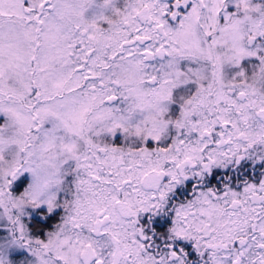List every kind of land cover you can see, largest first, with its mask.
<instances>
[{
    "label": "snow or ice",
    "instance_id": "obj_1",
    "mask_svg": "<svg viewBox=\"0 0 264 264\" xmlns=\"http://www.w3.org/2000/svg\"><path fill=\"white\" fill-rule=\"evenodd\" d=\"M108 6L110 0H105V7ZM55 7L52 0H0V115L5 117V123L0 126V145L10 135L11 122L24 126L26 119L29 123L24 134L30 140L19 152L26 153L32 147L31 141L37 139L44 141L41 144L44 151L59 147L66 165L75 169L79 183L109 193L111 203L122 209V216L118 226L106 208L98 207L95 219L88 223L77 201L69 205L71 212L65 208L62 224L48 234L46 241L26 238L22 221L25 210L46 205L51 213L58 198H36L28 188L19 197L14 196L10 188L22 172L17 166L0 169V218H7L14 235L18 234L30 251L33 244L47 251L56 242L54 259L41 260L40 264H188L183 252L178 254L168 245L150 252L152 245L145 243L149 237L141 225V215L159 214L176 186L190 177H203L215 167L244 160L242 142L248 141L245 127L253 116L260 118L257 123L264 133V104L256 108V101L248 99L256 92L247 90L250 62L258 64L264 74V43H260L264 41V19L255 18L256 13L264 14V5L254 6L252 0H129L126 10L119 6L111 9L122 19L107 32L93 21L83 27L77 24L68 33H62L49 22ZM100 19L106 25H113L106 15ZM177 19L179 23L173 27L170 21ZM5 20L26 28V50L18 44L5 43L13 39L15 31L12 27L5 30ZM241 25H245L243 30ZM226 34H231V43ZM201 35L205 39L201 40ZM241 41L247 44L241 45ZM107 48H113L109 60L122 53H127L124 59L133 55L142 57L138 66L160 55L203 58L211 68L210 78L203 67L177 72L174 78L149 77L146 82L157 86L152 94L164 105L160 117L132 127L116 122L95 132L96 136L107 133L114 137L121 130L123 135L136 138L135 146L125 153L123 148L97 143L86 134L93 131L88 117L95 95L88 103L73 97L71 103L79 104L78 108L63 113L53 110L69 102L64 99L65 92L87 89L79 92V96L88 97L89 91H96L101 74L94 69L111 67L101 59ZM224 48H228L227 53L216 51ZM107 83L120 84L111 79ZM99 87L105 88L103 81ZM116 100L114 89H107L101 102ZM172 105H178V115ZM47 121L52 124L50 128ZM217 126L219 131H215ZM150 141L157 143L155 149L147 146ZM247 147H252L251 142ZM2 151L0 162L4 161ZM118 153L121 155L117 156ZM125 154L133 159L129 166L122 167ZM145 159L151 167H145L142 163ZM150 177L155 178L153 190L141 198L136 182L142 183ZM104 185L112 187L103 188ZM5 197L9 201L7 205ZM195 198H202L204 205L216 207L217 201L225 205L226 219L222 225L225 239L219 245L210 240H215L212 233L221 225L214 227L201 221L195 228V232L202 233L199 239L204 241L205 248L227 250L220 264H264V182L258 187L248 184L243 192L225 190L223 195L201 191ZM191 206L189 202L174 209L167 236L173 242H193L199 250L196 238L190 235L193 231L190 218L196 214L185 210ZM200 215H205L203 208ZM68 224L70 234L65 233L64 226Z\"/></svg>",
    "mask_w": 264,
    "mask_h": 264
},
{
    "label": "clouds",
    "instance_id": "obj_2",
    "mask_svg": "<svg viewBox=\"0 0 264 264\" xmlns=\"http://www.w3.org/2000/svg\"><path fill=\"white\" fill-rule=\"evenodd\" d=\"M52 3L56 6L50 13V23L59 27L62 33H68L74 31L75 26L80 24L82 27L93 21L97 22L100 27L104 29L105 32L113 26H118L121 22V17H116L111 11L112 8L119 6L121 9H127L129 0H125L124 4L121 5L120 0H110V6L105 7V0H52ZM254 6L264 5L260 3L259 0H252ZM68 4L70 7H65ZM102 15H106L113 20V25H107L104 27V23L100 19ZM255 18L257 21L264 19V14L256 13ZM5 30L9 27L14 28L13 39L11 41H5V43H12L13 45H19L20 47L27 49L28 42L24 33L26 28L21 27L18 23L12 24L11 22L4 21ZM240 28L243 30L245 25H241ZM198 34L200 29H197ZM246 34V33H245ZM231 43V34H226ZM201 40L205 39L202 35ZM241 45L247 44V41H241ZM264 43V41L260 42ZM101 47V45H97ZM207 48V45H204ZM216 51L221 54L227 53L228 48L217 49ZM113 52V48H107L105 54L101 56V59L111 65L108 69L95 68L94 71L100 73V78L96 82L97 88L95 92L89 91L88 97L79 96V92L87 91V89H80L78 93H64V99L69 101L64 105L63 108H55L53 110L60 111L61 113L68 111L69 109L78 108L79 104H72L71 99L73 97L81 100L85 103L90 101V98L95 95L96 99L91 101L92 111L89 114V121L92 122L93 131L90 134L92 138L97 143L112 145V135L107 133H102L100 136H96L95 132L101 129H106L110 127L113 123L119 122L128 127H132L134 124H139L143 120L155 121L160 117V111L164 108V105L158 101L156 95L152 94V89L157 87L147 83L146 81L149 77L155 75L158 80L164 78H174L177 72H187L189 68H201L206 69V75L210 78L211 68L203 58L192 59L188 56L179 55H160L155 58H150L145 60L142 66H138L137 62L142 59L138 55L128 56L124 59L123 56H127V53H122L118 55L115 60H109ZM171 64V67L169 65ZM59 69V65H57ZM253 69L255 71H253ZM67 69H64L66 71ZM118 80L120 82L119 86L108 84L107 81ZM144 80L145 83H140ZM101 81L104 82L105 88L101 89L99 87ZM248 91L251 93L254 89L256 95H250L249 100L256 101V108H259L264 104V74L260 71V66L258 64L249 63V75L247 78ZM107 89H114L117 95V100L111 103H102L104 96L107 94ZM60 98L57 97V100ZM6 103H11L6 101ZM13 107H19V105H12ZM110 109L111 112L105 111ZM24 117L27 116V112L23 113ZM97 116H101L102 119H94ZM259 117L253 116L251 120L248 121V127H245V131L248 133V141L242 142L241 154L244 157L253 158L254 162L258 163L264 160V133H261L260 127L257 123ZM29 121L24 120V126H21L18 122L12 121L11 127L9 129L10 135L6 138V142L0 145L2 149V154L4 156V161L0 162V169L11 170L13 167H21L22 173L30 174V183L28 189L33 197L36 198H49V197H60L61 194H69L71 199L64 200L62 207L67 208L71 212L69 205L79 202L78 207L81 211L88 217V223H91L95 219V211L98 207L106 208L107 214L112 216L113 219L117 220L119 226V220L122 216V209L119 206H115L111 203L109 193L102 192L100 187L91 188L88 184H80L79 180L76 178L77 173L75 169L69 172V167L66 165L65 155L60 151L59 147L52 148L49 151H44L41 148V144L44 143L42 139L32 140V147L28 149L26 153H20L19 148L25 143H28L30 138L27 137L25 133V128ZM47 127H51L50 121L46 122ZM117 133L122 134L125 146L123 149L125 153L128 148L134 147L137 143L136 138L131 136L123 135L121 130H117ZM251 142L252 147L248 148L247 144ZM246 149V150H245ZM121 154H117L119 156ZM132 157L124 155V164L122 167L129 166ZM155 161V157L152 158ZM145 167H151L152 165L148 163L145 159L142 161ZM30 170V171H29ZM189 172L191 170L189 169ZM68 175L74 177L71 186L67 181ZM87 179L86 177H83ZM155 185V178H149L142 183L137 181L136 186L138 188V193L141 198H146L147 194L153 190ZM103 188H111L112 186L104 185ZM131 191V189H128ZM96 195H93V193ZM104 197H109L104 199ZM121 198H123L121 194ZM135 200V196L132 197ZM191 208H186V211L195 212V216L190 218V222H193V231L190 235L196 238V243L200 245L199 250H197L195 244V251L198 256L194 261H188V264H220L222 258L227 255V250L217 247V248H205L204 241L200 240L199 237L202 233L195 232V228L199 227L201 221L211 224L214 227L221 225V227H216V231L212 233L215 240H210L212 243L220 244L221 241L225 239V229L222 227L225 216V205L223 202L217 201L216 207L212 205H204L202 203V198H194L191 201ZM187 202V203H189ZM4 203L7 205L9 201L7 197L4 198ZM186 203V204H187ZM201 208L205 210V215L201 216ZM0 221L7 222L6 227L8 230V235L6 237L0 238V264H15L13 261L12 253L15 250L24 248V242L19 240L18 234L14 235V230L12 225L8 222L6 217L0 218ZM65 227V233H71V225L68 224ZM26 238L28 237V232L26 230ZM171 238V237H169ZM231 247V245H230ZM28 249V248H27ZM29 250V249H28ZM30 251V250H29ZM135 251V250H133ZM33 260L22 261L21 264H40L41 260L54 259L55 254H57L56 242L53 241L52 246L45 251L43 249H38L34 244L32 250L30 251ZM200 252L203 254L201 255ZM147 259V255H145Z\"/></svg>",
    "mask_w": 264,
    "mask_h": 264
},
{
    "label": "flooded vegetation",
    "instance_id": "obj_3",
    "mask_svg": "<svg viewBox=\"0 0 264 264\" xmlns=\"http://www.w3.org/2000/svg\"><path fill=\"white\" fill-rule=\"evenodd\" d=\"M115 137L114 139H117L118 134ZM71 171L72 169L69 168V172ZM73 179L72 175H68L67 181L70 186ZM21 182L22 180L14 181L13 185L15 186L13 189L17 190ZM261 182H264V160L256 163L254 160H247L246 157L239 163L230 162L223 167H215L203 177H190L188 180L183 181L170 194L165 208L159 214L148 213L141 215V225L145 226L146 234L149 237L145 243L152 245L150 252L168 245L171 250L176 251L178 254L183 252L187 261H194L198 254L195 251L193 242L183 240L173 242L168 239L167 233L173 224L174 209L194 199L200 189L216 191L217 194L223 195L225 190L243 192L244 186L253 184L258 187ZM67 198L71 199L69 194H61L58 197V210H53L51 213L46 210L40 213L39 216L33 215L34 220H32L31 224L35 225V229L51 230L54 220L58 218L57 212L64 210V207L59 205H62ZM6 231L7 227L3 228V232ZM5 234L7 233H3L1 236L6 237ZM23 253L27 256L26 250H18L12 253L11 258L15 264H21Z\"/></svg>",
    "mask_w": 264,
    "mask_h": 264
},
{
    "label": "rangeland",
    "instance_id": "obj_4",
    "mask_svg": "<svg viewBox=\"0 0 264 264\" xmlns=\"http://www.w3.org/2000/svg\"><path fill=\"white\" fill-rule=\"evenodd\" d=\"M125 2V0H120V3L121 5H123ZM260 3H264V0H259ZM234 11V9H232ZM223 23V21H221ZM171 25L173 27H175L176 25H178L179 23V19H177L176 21H170ZM104 27H107L106 24L103 25ZM127 47V46H126ZM172 109L174 111H176V114L178 115V105H172L171 106ZM5 123V117H3L2 115H0V126H3V124ZM215 131H219V126H217L216 130ZM118 134V138L117 139H114V137H112V145L111 146H114V147H120V148H123L125 146V141L123 140V136L122 134L120 133H117ZM116 134V135H117ZM214 136H215V132H214ZM116 138V137H115ZM121 138V139H119ZM170 146V141L167 142ZM141 146H144V145H141ZM148 147H150L151 149H155L157 147V143L154 142V141H150L149 144L147 145ZM215 145H210L209 147H214ZM167 177L165 178L164 182H167ZM21 181V184L19 185V187L17 188V190H14L13 187L15 185L12 184L11 188H10V191L13 193L14 196H17L19 197L20 195H22V193L27 189L29 183H30V174L29 173H22L18 176V178L15 180V181ZM201 191H208V190H203V189H200L199 192ZM66 200H70L69 198H67ZM61 206V205H59ZM182 206V205H181ZM62 207V206H61ZM45 208V209H44ZM59 208L56 207L54 209V211L58 210ZM47 210V206L44 205L42 206L40 209H26L25 210V215L22 217V221L23 223L25 224L26 226V230L28 232V238L29 239H32V240H42V241H46L47 240V236L49 233H52V232H55L58 228L59 225L62 224L63 222V217L65 216V209L62 211V210H59L57 212V219L54 220L53 222V226L51 228V230H39V229H35V225L34 224H31L32 220H34V218L32 217L33 215H37L39 216L40 213H43ZM6 224L7 222H4V221H0V238H3L5 236H1V234L3 233H7L5 234L6 236L8 235V230L6 232H3V228L6 227ZM18 250H26L27 251V256L24 255L23 253V256L21 258V262L22 261H26V260H33V257L31 255V252L26 248H21V249H18ZM18 250H15V251H18ZM14 251V252H15ZM29 251V252H28ZM13 252V253H14Z\"/></svg>",
    "mask_w": 264,
    "mask_h": 264
},
{
    "label": "trees",
    "instance_id": "obj_5",
    "mask_svg": "<svg viewBox=\"0 0 264 264\" xmlns=\"http://www.w3.org/2000/svg\"><path fill=\"white\" fill-rule=\"evenodd\" d=\"M246 159L248 160V159H251V160H254L253 158H248V157H246ZM234 163V162H233Z\"/></svg>",
    "mask_w": 264,
    "mask_h": 264
}]
</instances>
